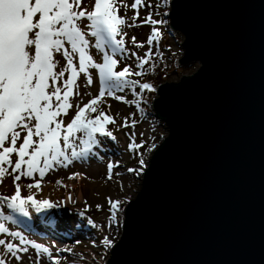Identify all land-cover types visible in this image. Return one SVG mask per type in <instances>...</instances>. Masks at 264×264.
Returning a JSON list of instances; mask_svg holds the SVG:
<instances>
[{"label":"water","instance_id":"obj_1","mask_svg":"<svg viewBox=\"0 0 264 264\" xmlns=\"http://www.w3.org/2000/svg\"><path fill=\"white\" fill-rule=\"evenodd\" d=\"M167 16L165 132L107 264H264V0H172Z\"/></svg>","mask_w":264,"mask_h":264},{"label":"snow or ice","instance_id":"obj_2","mask_svg":"<svg viewBox=\"0 0 264 264\" xmlns=\"http://www.w3.org/2000/svg\"><path fill=\"white\" fill-rule=\"evenodd\" d=\"M168 2L0 0V184L9 177L15 189L11 195H0V234L18 241L0 238V264H11L12 261L22 264L23 254L29 252V246L36 250L34 259L28 257L30 264H43L44 257L51 264H67V257L60 254L72 253L71 248H57L53 254L55 243L49 247L28 239L24 231L10 230L8 222L30 228L33 212L46 213L60 207L63 202L37 199L32 190L41 191V181L50 171L60 167L67 169L76 161H86L105 139L115 141L116 136L109 125L117 129L135 128L138 121L130 117H124L123 122L118 123L120 114H111L112 105L106 98L134 105L144 118L145 109L141 105L148 103L144 93H154L157 89L152 83L133 77L154 74V57L163 59V54L158 51L162 31L156 26L167 24L162 17L168 13L161 9ZM144 8L155 10H149L142 18L141 9ZM129 11L133 13L131 16H128ZM142 25L153 26L146 42L138 41L135 36L129 41L126 29ZM154 42L156 52L153 51ZM129 43L138 49L147 44L148 50L141 56L131 51L127 46ZM132 58H135V70L126 63L121 67L122 61ZM94 77L99 81L97 94L82 91L93 86ZM126 90L135 98L129 100L120 94ZM85 96L90 97L87 102H84ZM135 136V132L129 134L127 147L130 151L144 147L143 142H136ZM156 147L152 143L147 146V152L151 153ZM120 164L119 160H109L108 181L114 175H123L114 172ZM146 168L141 152L138 167L127 171L140 176ZM83 175L72 173L68 179ZM22 177L32 180L26 185L28 195L21 194L19 181ZM56 183L68 187L62 180ZM120 187L123 190L122 183ZM68 200H72L71 195ZM106 202L107 226L111 229L114 225L119 226L123 205L129 198L106 197ZM96 208L100 210L102 205L97 204ZM79 215L84 216V212ZM88 223L101 227L91 219ZM100 246L107 251L114 246V241L104 236Z\"/></svg>","mask_w":264,"mask_h":264},{"label":"rangeland","instance_id":"obj_3","mask_svg":"<svg viewBox=\"0 0 264 264\" xmlns=\"http://www.w3.org/2000/svg\"><path fill=\"white\" fill-rule=\"evenodd\" d=\"M128 2L131 3V0H128ZM151 2L153 4H156L159 2V0H151ZM171 2L172 0H169L167 6L161 9V11H167V13H169L171 10ZM149 10L154 11L155 9H147V8L141 9V17L143 18L144 16H146ZM132 14H133L132 11L128 12V16H131ZM121 15H123V10H121ZM154 18H161V17H154ZM162 18L167 21V24L158 25L156 27H159L162 31V38L160 39L159 42L158 51L163 54V59H160L159 57H154V61L155 63H158L162 60L164 64L163 67L167 65V67H165L167 74L162 78L160 76L159 78L160 82L158 79L156 81L155 78H148L146 76L133 77V79H140L141 82H150L154 80L156 82L154 83L156 89L160 84L166 81H171L175 46L177 39V30H173L170 27V20L168 16H163ZM152 27H153L152 25H142L140 27L128 28L126 29L128 33L127 39L130 41L131 37L135 36L138 41L146 42L148 36L151 33ZM127 46L131 49V51H135L141 56H143L144 52L148 50L147 44H145L144 48H139V49L135 48L133 45H131V43H129ZM153 51L154 52L157 51L155 42L153 45ZM96 58L99 59L98 57ZM125 63L132 65L133 70H135V58L122 61L121 67H123ZM98 89H99V81L95 80L93 86L90 89H81V90L90 91L92 92L93 95H96ZM137 91H139V89H137ZM120 94L126 95V98L129 100L135 98L128 90H126L125 93H120ZM144 95L148 100L147 104L141 105L145 109V112L143 114L144 118H141L142 114L136 109L134 105L125 104L119 101H115L111 98H106L108 100V103L112 105V108L110 110L111 114L115 115L117 112L120 114V116L117 118L118 123H122L124 117H130V119H136L138 121L135 128L117 129L109 125V128L113 129L114 135L116 136L115 141H112L110 139H105L101 147L95 149L94 152L89 155L86 161H76L72 165H70L67 169L60 167L58 168V170L50 171L41 181V191L37 192L35 189L32 190L33 193L36 195L37 199L47 198L55 202H63L60 207L56 209L48 210V213L60 214V215L63 214L62 216L64 217L65 221L68 223V230L70 231V233L75 235H80L79 237H77V239L76 238L74 239V242L80 241V243L75 244L74 242L71 243V241L64 243V240L61 238H56V239L61 240L62 243L49 241L47 240L48 234H46L47 236H45L44 234L38 233V230L35 228L32 230H28V228H25L24 225H14L11 224V222H8V226L10 230L24 231L28 239L35 240L36 242L44 244L49 247H52L53 243H55V247H52L53 254H56L57 248H65V247L71 248L72 253L65 252L60 254L62 256H66L67 261L69 260L73 252L77 251L78 248H81L84 252V255H82L83 258H81V256L77 257L76 255H72V259L74 260L73 262L75 264H107L108 260L110 259L111 251L113 247L105 251V249L102 246H100V241L103 239L104 236H108L110 239L114 241V245H115V243L119 240L122 234L124 212L120 217L119 226L114 225L111 229H109L107 226L109 212H108L106 197H112L113 199H123L125 197H128L129 202L136 198L142 186L144 173L141 174L140 176H136L134 173H129L127 169L138 167L139 153L141 152L145 156V161L148 167L152 153L162 142L165 132L166 124L155 116L153 109L152 103L157 97V92L154 93L145 92ZM89 98L90 97L85 96L84 102H87V99ZM103 107L106 112L109 111L106 105ZM132 113H134L135 115L130 116V114ZM132 132H135L136 134L135 140L137 143H141V142L144 143V147L136 151H130L127 147L128 143L130 142L129 134ZM152 137H155V140H153ZM152 143H155L157 147L151 153H148L147 146L151 145ZM13 159H15V157H13ZM109 160L112 161L119 160L121 164L118 168L114 169V172H120L123 174L121 176L114 175L113 179L110 181L106 179L107 164ZM83 171H85L87 174L91 176L90 179H95L97 181L95 186H98L93 192L91 191V188H88L85 193L86 198H84L83 201L81 200V201L69 202L70 201L68 200L69 196L66 197V192L65 191L62 192V190H61V194H59L58 196L56 195V190H58L56 181L58 178L63 181L64 185H68L70 179L64 177L65 174H68L70 176L72 173H76V172L82 173ZM78 178L79 177L73 180L78 181ZM101 180L105 182V184L102 186H100ZM19 183L21 184V188H22L21 194L28 195L29 190L27 189L26 185L32 183V180L22 177ZM121 183L124 186L123 190H121L120 187ZM14 190L15 189L12 183V179L9 177H5L4 183L0 184V195H11L14 192ZM70 195L71 197H74L75 193H70ZM97 204L102 205V208L100 210L96 208ZM125 205H123V207ZM82 211L84 212V216L79 215V213ZM21 219H25V218H21ZM37 219L39 221L41 220V218H39V214L33 212L31 220L36 221ZM89 219H91L94 222V224L100 225L101 227L99 228L93 227L91 224L88 223ZM50 235H51L50 237L55 238L54 235L52 234ZM0 238H4L6 240H12V242L18 243V241H16L14 238L7 237L5 234H0ZM93 241H95L97 246L90 245V243H92ZM92 250L96 251L95 252L96 257H91L90 253H92ZM23 255H24V259L22 264H30L28 257L31 256L34 259L36 255V250L31 248V246H29V252ZM101 256L103 257L102 259L105 260L104 262L102 261ZM11 264H16V262L12 261ZM43 264H51V262L48 261L46 257H44Z\"/></svg>","mask_w":264,"mask_h":264},{"label":"bare ground","instance_id":"obj_4","mask_svg":"<svg viewBox=\"0 0 264 264\" xmlns=\"http://www.w3.org/2000/svg\"><path fill=\"white\" fill-rule=\"evenodd\" d=\"M92 53L94 55V53H95L94 49L92 50ZM95 56H96V53H95ZM82 174H84V175L79 177L78 181H74L73 179H71L69 184L67 185L68 187H62L61 185L57 184L58 190H56V195L58 196L59 194H61V190H62V192H64V191L66 192V197L70 196V193H75V196L72 197V200L69 202L81 201V200L83 201L84 198H86L85 197L86 190L88 188H91V191L93 192L96 189V187H98V186H95L97 181L95 179H90L91 176L89 174H87L85 171H83ZM64 177H66L68 179L69 175L65 174ZM57 180H60V179L58 178ZM104 184H105V182L103 180H101L100 186H102ZM62 215L53 214V213L50 214L48 212L39 213V218H41V220L39 221L37 219L35 222L36 223L39 222V226L41 227V229L44 230L45 233H47L49 235L52 234L57 238L63 239L64 243H67L70 241L72 243V242H74V239L75 238L77 239V237H79L80 235H74V234L70 233V231L68 230V223L65 221V219ZM36 223L34 225H36ZM49 235L48 236L46 235L48 240L54 241L56 243H62L61 240L50 237ZM74 243L76 244V242H74ZM90 245H93V242L90 243ZM95 246H97L96 243H95ZM79 251H80V253H79ZM95 252H96L95 250H92V253H90L91 257H96ZM81 254L84 255V252L81 248H78L77 251L73 252L72 255H76L77 257L78 256L80 257ZM72 255L70 256L69 260L67 261V264H73L74 260L72 259ZM102 261L104 262L105 260L102 259Z\"/></svg>","mask_w":264,"mask_h":264},{"label":"trees","instance_id":"obj_5","mask_svg":"<svg viewBox=\"0 0 264 264\" xmlns=\"http://www.w3.org/2000/svg\"><path fill=\"white\" fill-rule=\"evenodd\" d=\"M168 20V19H167ZM156 64V68H155V73L154 74H147V75H145L146 77H148V78H155L156 79V81H157V79L159 80V82H160V76H161V78L162 77H164V76H166V69H165V67H163L164 66V64H163V61L161 60L160 62H158V63H155ZM173 67H175L174 65H173ZM145 77V78H146ZM154 86H155V84L154 83H156L154 80H152V81H150Z\"/></svg>","mask_w":264,"mask_h":264}]
</instances>
